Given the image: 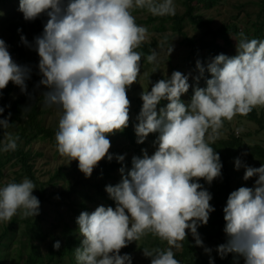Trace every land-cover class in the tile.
Returning <instances> with one entry per match:
<instances>
[{
  "label": "clouds",
  "instance_id": "1",
  "mask_svg": "<svg viewBox=\"0 0 264 264\" xmlns=\"http://www.w3.org/2000/svg\"><path fill=\"white\" fill-rule=\"evenodd\" d=\"M18 10L25 21L47 16L33 45L23 36L21 41L39 56L42 78L37 87L47 89L45 104L58 109L56 151L67 164L77 161L88 178L98 162L113 159L108 136L129 124L127 92L140 75L142 53L137 49L148 38L133 10H146L154 17L174 16L176 6L173 0H19ZM172 51L170 46L167 56ZM158 56L152 50L146 57L154 65L152 72L157 70ZM195 68V81L205 71L210 78L205 87L193 88L187 104L180 98L189 90L190 74L179 71L140 93L136 142L158 133L155 151L149 155L142 149L141 156L132 157L130 170L119 169L120 182L106 186L115 208L98 206L76 218L82 237L74 250L77 264H132L131 256L121 255L120 250L149 234L168 245L163 250L143 249L150 264H180L173 249H180L189 233L195 246L211 253L197 229L214 211L212 195L198 181L210 185L221 176L219 154L210 145L220 137L224 122L264 108V39H248L241 32L234 56L218 54L206 66L198 59ZM30 73L29 67L13 61L0 39V90L12 82L24 92ZM162 100L168 103L157 110ZM10 126L7 117L0 119V152L17 149L19 136L7 131ZM115 158L124 161L123 155ZM234 167L244 168L245 181L257 179L253 187L241 186L228 195L223 208L227 239L216 251L221 259L234 253L244 264H264V164L251 167L236 158ZM34 189L28 178L0 187V222L9 223L18 213L24 218L38 215L40 201L32 194ZM60 247L59 241L53 243L54 250ZM209 264H214L211 256Z\"/></svg>",
  "mask_w": 264,
  "mask_h": 264
},
{
  "label": "rangeland",
  "instance_id": "2",
  "mask_svg": "<svg viewBox=\"0 0 264 264\" xmlns=\"http://www.w3.org/2000/svg\"><path fill=\"white\" fill-rule=\"evenodd\" d=\"M173 2L176 6L174 16L154 17L146 10H133L132 13L136 17V23L148 30V38L137 49L142 53L140 75L127 92L130 100L128 127L132 131L142 107L140 93L143 90L150 91L152 84L161 79L170 78L173 71L190 74L189 90L180 98L187 104L193 95V88L205 87L204 75L210 76L205 71L199 81L193 79L198 75L195 68L198 59L206 66L218 54L227 53L234 56L236 41L241 32L248 39H264V0H191L193 13L200 14L209 28L205 25H197L185 16V0H173ZM18 7L19 0H0V39L5 41L15 63L31 69L32 80L29 78L25 81L24 92L9 82V94L1 103L7 109L17 104L18 111L13 124L7 131L18 135L19 140L15 151L0 152V187L10 182L19 183L24 178H28L35 185L32 194L39 198L40 207L39 214L33 218H24L18 213L9 223L0 222V240L4 242L0 245V250L7 251V256L4 257L5 264H19L21 260L17 256L27 251V238L32 236V231L39 235V239H35V242L41 251H45L51 240L63 244L68 234L65 228H69L73 237L78 240L74 244V250L78 248L82 237L78 233L76 218L81 212L91 213L98 206L115 208V201L105 191L106 186H115L120 182L119 169L123 166L126 171L130 170L132 157L141 156L142 149L147 150L151 155L155 151L156 146L153 142L157 137L149 134L143 143L138 144L135 131L131 138L126 136L124 130L109 135L111 142L109 154L113 156L112 162L116 164L104 177L91 174L86 178L79 171L77 161L73 160L67 164L66 158L61 157L56 151L55 132L58 127V109L56 106L45 104L43 92L47 89L44 86L37 87L42 78L41 75L32 76L38 65L39 56L34 47L28 45H33L34 38L42 34L47 16L42 14L33 21H25ZM175 18H180L178 28L174 24ZM229 26L236 27L237 37L229 35L228 43L224 42L219 34H213L218 32L217 29ZM221 33L227 32L222 30ZM21 36L25 37L28 45L21 41ZM217 44L219 48L215 47ZM170 46L173 51L167 56V49ZM152 50L159 53V63L156 65L155 72H152L154 65L146 59ZM148 79L151 83H148ZM167 103L168 101L162 100L157 105V110L165 107ZM253 112L252 117L249 113L247 116L237 115L231 122L225 121L220 130V137L214 142L223 143L224 147L230 150L231 155L225 164L226 173L214 179L210 185L203 179L198 181L203 187L208 188V191L210 187L211 193H215L222 200L224 207L232 191L241 186L253 187L257 179L254 176L245 181L244 168L236 170L235 159L239 158L242 164L256 168L264 164V157L257 154L249 155L248 151L238 148L239 144L241 146L257 145L264 150V108H255ZM238 129L242 131L237 133ZM2 140L3 129H0V141ZM118 155H123L124 161L117 162L115 157ZM224 225L225 221L221 219L212 225L207 222L206 225H201L197 229L204 247L212 250L210 254H206L203 247L195 246V241L189 233L186 239L193 246L192 254L201 255L206 262H209L211 256L214 264H219L221 258L216 248L226 242ZM206 234H209V237ZM185 240L181 242L183 246L180 249H173L174 256L180 264H187L182 253L185 250ZM167 247L166 242L149 234L141 240L129 243L127 247L120 250V254H129L132 264H150V258L143 255V249L163 250ZM73 258L72 264H77L75 254ZM224 258L228 264H244L243 258L234 253H229ZM63 261L69 264L67 257H64Z\"/></svg>",
  "mask_w": 264,
  "mask_h": 264
},
{
  "label": "trees",
  "instance_id": "3",
  "mask_svg": "<svg viewBox=\"0 0 264 264\" xmlns=\"http://www.w3.org/2000/svg\"><path fill=\"white\" fill-rule=\"evenodd\" d=\"M201 1V0H200ZM185 16L187 18H189L193 23L197 24V25H205L207 28H209L208 23H206V20H203L202 16L200 14H195L193 13V4L191 3V0H185ZM180 22V18H175L174 19V24L175 26L178 28L179 23ZM218 32H213V34H219L220 36H222L224 42L228 43L229 42V35H234L235 37H237V29L235 26H229V27H221L219 29H217ZM222 30L224 32H227L225 34H222ZM233 33H232V32ZM216 48H219L220 46L215 45ZM227 56H230V54L225 53ZM38 66V65H37ZM39 75V70L38 67H36V69L33 72V77H36ZM210 78V76L208 75H204V79L206 81V79ZM30 80H32V78H30ZM9 85H7L4 89L0 90V107L4 108V112L2 114H0V119H3L5 117L8 118L9 123L12 125L13 124V120L16 116V113L18 111V108L16 109V105H14L12 108L7 109L4 105H1L2 101L5 100L7 98V95L9 94ZM9 113H11V116L9 117ZM251 117L254 116V112H251ZM126 136H129L131 138V136L134 134V131L130 130L129 127L125 128L123 131ZM153 134V136H157L158 133H151ZM218 154L220 157V162L222 164V168H221V174L226 173V160L227 158L230 157V150L226 147H224L223 143H212L210 145ZM239 150H246L248 151L249 155L252 154H257L260 157H264V150L262 149V147L254 145V146H241L240 144L238 145ZM12 152V151H9ZM116 164L115 162H112L107 160V158L102 159L100 162H98L97 166L93 169L92 174L93 175H97L99 177H104L105 175H108L107 172L109 169L112 168V166ZM125 172H127L125 170ZM205 188V187H204ZM208 191V188H205ZM225 190V188L223 189V191ZM211 195H212V199L210 200V204L214 207V211L211 212L209 214V220L208 223L209 224H214L217 223L219 221H221V219L223 220L222 216H223V208H224V203L222 202L221 199H219V197H217V195L215 193H211V189L209 187V191H208ZM38 198V197H37ZM39 199V198H38ZM33 234L32 236L27 240V251L25 252L24 249V253H20L17 258H19L21 261H19V264H66L63 261L64 257H67L69 260V264H72L74 261L73 258V254H74V244L78 241L75 237H73V235L71 234V230L68 228H65V232L68 233L65 239V242L63 244H60L61 247L59 250H54L53 248V243L55 242L54 240H51V242L49 243V245H47L45 251H41L38 247V244L35 242V239L38 240L39 239V235L32 231ZM5 234V233H4ZM209 237V234H206ZM4 244V242H1L0 240V245ZM185 250L182 252L184 253V257L186 259V263L187 264H209V262H206L203 257L201 255H197L194 256L192 254L193 251V246L190 245L188 243V240H185ZM20 252V251H19ZM7 256V251H1L0 250V264H5L4 263V257ZM219 264H228V261L223 258L219 260Z\"/></svg>",
  "mask_w": 264,
  "mask_h": 264
}]
</instances>
